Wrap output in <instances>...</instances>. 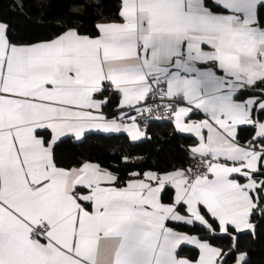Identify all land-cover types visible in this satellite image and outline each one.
<instances>
[{"label": "snow or ice", "instance_id": "obj_1", "mask_svg": "<svg viewBox=\"0 0 264 264\" xmlns=\"http://www.w3.org/2000/svg\"><path fill=\"white\" fill-rule=\"evenodd\" d=\"M152 120L192 139L193 166L57 155L89 134L149 139ZM257 216L264 0H117L94 32L38 42L0 20V264H247Z\"/></svg>", "mask_w": 264, "mask_h": 264}, {"label": "trees", "instance_id": "obj_2", "mask_svg": "<svg viewBox=\"0 0 264 264\" xmlns=\"http://www.w3.org/2000/svg\"><path fill=\"white\" fill-rule=\"evenodd\" d=\"M117 0H0V20L11 26L15 37L24 42L48 39L61 28L72 23L84 33L94 32V24L101 17L114 12ZM149 139L131 142L126 134H89L80 143L67 141L57 149L65 164L89 158L107 165L115 164L113 156L123 151L130 154L142 169L172 170L190 167L192 161L185 149L193 142L189 137L175 132L166 121L151 122ZM247 131L241 135L247 136ZM256 235L241 234L240 250L247 253V264H264V218L254 217ZM230 241H220L227 245ZM186 252L195 249L186 246Z\"/></svg>", "mask_w": 264, "mask_h": 264}, {"label": "built area", "instance_id": "obj_3", "mask_svg": "<svg viewBox=\"0 0 264 264\" xmlns=\"http://www.w3.org/2000/svg\"><path fill=\"white\" fill-rule=\"evenodd\" d=\"M154 121H166V120H152V121L149 122V125H150L151 122H154ZM166 122L172 124V123L169 122V121H166ZM172 125H173V124H172ZM191 161H192V163H191L190 167L193 166V165L195 164V161H193L192 159H191Z\"/></svg>", "mask_w": 264, "mask_h": 264}, {"label": "crops", "instance_id": "obj_4", "mask_svg": "<svg viewBox=\"0 0 264 264\" xmlns=\"http://www.w3.org/2000/svg\"><path fill=\"white\" fill-rule=\"evenodd\" d=\"M38 42V41H37ZM130 140V139H129ZM143 140V139H142ZM131 141V140H130ZM141 141V140H140ZM132 142V141H131ZM136 142H139V141H136ZM190 247V246H189Z\"/></svg>", "mask_w": 264, "mask_h": 264}]
</instances>
